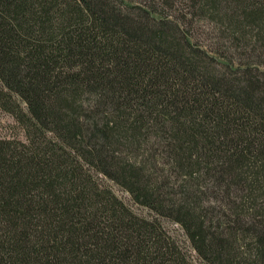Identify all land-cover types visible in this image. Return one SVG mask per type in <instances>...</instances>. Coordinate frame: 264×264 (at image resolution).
<instances>
[{
    "label": "trees",
    "instance_id": "trees-1",
    "mask_svg": "<svg viewBox=\"0 0 264 264\" xmlns=\"http://www.w3.org/2000/svg\"><path fill=\"white\" fill-rule=\"evenodd\" d=\"M0 109V264H264V0H0Z\"/></svg>",
    "mask_w": 264,
    "mask_h": 264
},
{
    "label": "rangeland",
    "instance_id": "rangeland-1",
    "mask_svg": "<svg viewBox=\"0 0 264 264\" xmlns=\"http://www.w3.org/2000/svg\"><path fill=\"white\" fill-rule=\"evenodd\" d=\"M0 138H18L20 140L25 139L24 131L22 127L16 122V120L8 113L2 111L0 109ZM116 194L119 195L125 202L133 205V207L141 213H146L145 209L138 207L136 204L131 202L130 196L122 190L120 187L116 185H112ZM168 228L171 230H175L172 232L178 233V227L174 224H167ZM180 237V236H179Z\"/></svg>",
    "mask_w": 264,
    "mask_h": 264
}]
</instances>
